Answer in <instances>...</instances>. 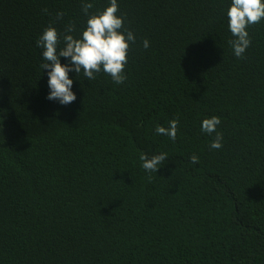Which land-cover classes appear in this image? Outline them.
Masks as SVG:
<instances>
[{"label":"trees","instance_id":"obj_1","mask_svg":"<svg viewBox=\"0 0 264 264\" xmlns=\"http://www.w3.org/2000/svg\"><path fill=\"white\" fill-rule=\"evenodd\" d=\"M118 2L127 79L80 74L60 106L36 41L87 17L34 0V264H264V20L236 58L228 0ZM212 116L218 150L200 131ZM171 120L175 141L154 131ZM160 152L146 172L140 153ZM0 264H33V0H0Z\"/></svg>","mask_w":264,"mask_h":264},{"label":"clouds","instance_id":"obj_2","mask_svg":"<svg viewBox=\"0 0 264 264\" xmlns=\"http://www.w3.org/2000/svg\"><path fill=\"white\" fill-rule=\"evenodd\" d=\"M93 7L94 0H81V11L87 19L78 36L73 35L76 28L71 23L65 26L62 36L50 25L43 29L36 41L37 47L42 50V62L39 67L47 76L45 98L60 106H66L77 99L73 84L80 74L87 80H94L97 74L103 72L110 76L116 85L123 84L127 79L124 69L128 50L131 44L135 43L136 36L124 28L125 17L118 14V0H108L102 10L97 9L95 13L90 14ZM43 11L47 12V9ZM62 17V12L56 13L58 20ZM225 18L227 29L233 37L229 41L232 53L236 58H242L251 44L249 26L264 20V0H228ZM149 46L150 42L147 39L142 41L144 49H148ZM61 58L64 60L63 63ZM178 123L177 120H171L167 127L157 125L154 131L157 135H164L175 141ZM220 123L218 116L201 121L202 133L208 135L215 133L209 145L210 149L222 148L223 136L217 131ZM166 159V152L150 157L146 153L139 155L142 168L149 173H157ZM190 159L193 163L198 162L195 155Z\"/></svg>","mask_w":264,"mask_h":264}]
</instances>
